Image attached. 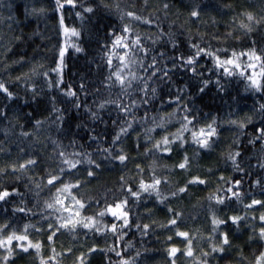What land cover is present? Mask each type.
<instances>
[{
    "label": "trees",
    "instance_id": "16d2710c",
    "mask_svg": "<svg viewBox=\"0 0 264 264\" xmlns=\"http://www.w3.org/2000/svg\"><path fill=\"white\" fill-rule=\"evenodd\" d=\"M60 3L0 0V242L27 237L3 243L0 264H256L264 204L246 205L264 202V75L259 91L248 77L264 71V0ZM208 125L205 148L192 132Z\"/></svg>",
    "mask_w": 264,
    "mask_h": 264
},
{
    "label": "snow or ice",
    "instance_id": "6c2138e0",
    "mask_svg": "<svg viewBox=\"0 0 264 264\" xmlns=\"http://www.w3.org/2000/svg\"><path fill=\"white\" fill-rule=\"evenodd\" d=\"M66 3L75 6L74 0H66ZM57 4L59 5L60 8H62L64 6L63 4L60 3V0H57ZM165 7H167V5H165ZM85 11H89L90 12V11H92V9L91 8H87V9H85ZM78 15H79V13H78ZM127 15L130 16V17H133L134 19H140L139 17L134 16V13H132V12L127 13ZM191 15L193 17H195V16L198 15V13L196 11H193L191 13ZM248 20L249 21H252L253 20V17H252L251 14L248 15ZM61 23H63V21H61ZM242 26L243 27H248L247 25H242ZM129 30L130 29L127 26L124 28V32H129ZM64 31H65V33H67L69 30L67 28H65ZM71 34L74 35V36L77 35V33L75 32V30H72V33ZM122 39H123L122 37H117V39L115 40L113 46L115 47L116 45H120L121 42H122ZM131 43H132V46L133 47L138 46L139 43H140L139 37H137L136 40L132 41ZM124 47H128V45H124ZM64 51L65 50L63 48L60 51L61 60H62V58L64 56ZM77 51H80V49L77 48ZM200 51H203V50L201 49ZM200 51L197 52V55L200 54ZM125 55H127V53H125ZM233 55H235V53H233ZM253 57L257 61L261 60V57L255 55L254 53L249 58L252 59ZM123 59H124V57H121V60L122 61H123ZM181 59H183V58H181ZM131 62L132 63H135V61H131ZM109 63H111V61H109ZM184 63L191 65V64L194 63V60H193V58L190 57L188 60L184 61ZM233 63H234V61L232 59H229V60H226V61H219V60H217V66L218 67L219 66H223L224 64L232 65ZM236 67L239 68L240 66L237 64ZM248 67L255 68L256 65L255 64H250V65H248ZM262 67H264V66H262ZM224 71L229 76L232 75V71H230L229 68L224 67ZM165 75H166V73H165ZM240 75L243 76V75H245V73L244 72H241ZM256 75H264V71H262L259 74L254 73L253 76H249L248 77V79L251 82V85L250 86L256 88V90L259 91L260 90V81L255 78ZM117 79L120 80V83L121 84L124 83L123 79L120 76H117ZM0 91L7 92L8 90H7V88L3 84H0ZM9 95H11V94L9 93ZM68 95L71 96V95H75V94L72 93V92H69ZM121 107H122V110H125V111L127 110V109H124L123 106H121ZM261 107H264V105H262ZM186 119H187V117H186ZM189 123H191V121H189ZM233 123H235V122H233ZM241 127H243V125H241ZM208 128H209V131H207L206 133H205V130L204 129H201L199 134H197L196 132H192V136H193L195 142L198 143L201 147H205V148L208 147V141H207V139H202L201 137H204V136L211 137V136H213L215 134V129L212 128V125H208ZM184 130L185 131L188 130L187 129V125L184 126ZM121 131L124 132V131H126V129H122ZM261 135L264 136V131L261 132ZM117 139H119V136H117ZM163 143L165 145H167V144L170 143V141H169V139L167 137H165L164 140H163ZM156 147L159 148V144H157ZM236 155H239V153H236ZM61 156H63V153H61ZM230 158L233 160V162H235V155L231 156ZM118 159L121 162H124L125 159H126V157L124 155H120L118 157ZM185 160L187 161V158H185ZM27 163L28 164H33V163H35V161L29 160ZM63 163L70 165V168H75L77 164L81 163V161L72 162L70 160L65 159L63 161ZM261 166L264 167V165H261ZM20 167L21 168H24L25 165L22 164V165H20ZM179 167L182 168V169L185 168V163H181L179 165ZM88 174H89V176L93 175V173L91 171H89ZM56 179H57V177L53 176L51 179H49L48 183L49 184H53ZM192 182H197V181H190V183H192ZM198 182L201 183V184L204 183L203 180H199ZM159 183H160L159 180H155L154 181V184H159ZM235 183L238 186L240 184V181H236ZM76 186L77 185L66 186L65 190H67V187H76ZM140 188L143 191H148L149 189L154 188V185H145L143 182H141ZM128 191L129 192H132L131 189H129ZM179 191L180 192H184L185 189L184 188H181ZM229 191H232V190L229 189ZM9 195H10V193L8 191L0 192V200H4ZM132 195L133 196H138L139 193L132 192ZM174 195H175V193H174ZM233 195L238 197L239 196V193L234 192ZM57 202H59V201H57ZM76 203L79 204L80 207H83V204H81L79 200H77ZM123 203H125V202H122L121 204H116L115 205L116 209H120L122 207ZM218 203H223V200H219ZM261 204H264V202L259 201V200H253L252 203L249 204V205H246V207L251 208V207H253L255 205H261ZM48 207L51 208V207H53V205L52 204H48ZM20 211H23V209H20ZM108 211L112 212V215L113 216H116V212L113 211L111 208H109ZM169 211H171V209H169ZM100 215L102 216V215H104V213H100ZM123 215L126 216V213H123ZM89 219H91V218H89ZM231 219H232V222L233 223H236L237 221H239L242 218L237 216V217H232ZM260 220L262 222H264V215H262L260 217ZM124 223L127 224V219H125ZM169 223L172 224V225H174V224H176V220L173 219V220L169 221ZM221 223H224V221L215 220V219L213 220V224L214 225H217L218 226ZM61 227H67V224H62ZM84 227L85 228H88L89 227V224H84ZM145 227H147V226H145ZM113 231H115V225H113ZM53 235H55V233H53ZM177 235L186 238L188 234L185 233V232H177ZM260 238L261 239H264V227H262L261 230H260ZM13 239H16L18 241H23V240H26L27 237L26 236H23V235H21V236L10 235V236L7 237V240L5 242H0V247L3 246V243L10 244ZM49 239L51 240L52 237L50 236ZM223 243L224 244H228L229 243L227 236L224 237ZM29 247H35V248L39 249V245L38 244L37 245H31L30 244ZM214 250L220 251L222 249H214ZM23 251L27 252L28 251V248H26V247L23 248ZM176 252H177V249L176 248H172L170 250V253L169 254L170 255H175ZM9 254H11V250H9ZM187 255L191 256L192 255L191 251H189L187 253ZM5 259H7V257ZM256 264H264V252H261L260 255L257 257Z\"/></svg>",
    "mask_w": 264,
    "mask_h": 264
},
{
    "label": "rangeland",
    "instance_id": "374dc122",
    "mask_svg": "<svg viewBox=\"0 0 264 264\" xmlns=\"http://www.w3.org/2000/svg\"><path fill=\"white\" fill-rule=\"evenodd\" d=\"M113 211H115L116 212V215H118L120 218H124V215H123V211H122V209L120 208V209H116V207L114 206V207H110Z\"/></svg>",
    "mask_w": 264,
    "mask_h": 264
}]
</instances>
